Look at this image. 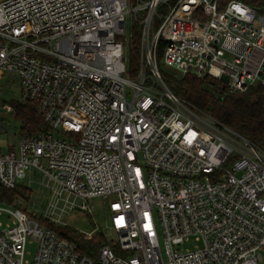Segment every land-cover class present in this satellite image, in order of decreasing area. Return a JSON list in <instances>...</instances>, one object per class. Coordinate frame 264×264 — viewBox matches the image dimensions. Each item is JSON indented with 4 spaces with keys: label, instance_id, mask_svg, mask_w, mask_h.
Instances as JSON below:
<instances>
[{
    "label": "built area",
    "instance_id": "1",
    "mask_svg": "<svg viewBox=\"0 0 264 264\" xmlns=\"http://www.w3.org/2000/svg\"><path fill=\"white\" fill-rule=\"evenodd\" d=\"M262 1L260 12L241 0H0V78L14 74L49 126L0 152V189L35 168L50 193L40 214L0 193V264L264 260V150L179 97L158 64L237 93L264 86ZM71 196L109 199L117 239L95 256L40 220L71 227ZM191 238L201 246L184 249Z\"/></svg>",
    "mask_w": 264,
    "mask_h": 264
},
{
    "label": "trees",
    "instance_id": "2",
    "mask_svg": "<svg viewBox=\"0 0 264 264\" xmlns=\"http://www.w3.org/2000/svg\"><path fill=\"white\" fill-rule=\"evenodd\" d=\"M249 5L262 8V0H241ZM160 22V20H159ZM135 42L138 44L140 30H135ZM135 57L138 55V46L135 48ZM172 90L181 98H184L199 108H202L217 120L225 123L234 130L240 132L259 148L264 150V86L256 85L246 92L237 93L231 91L228 86L220 80L209 75L197 77L193 74L184 76L168 77ZM14 118L21 122V135L35 134L41 130H49L48 124L38 112V105L32 100H21L14 98L10 102ZM3 199L14 203L18 198L28 199L33 196V191L24 185H17L13 189H0ZM42 224L47 225L59 234L71 238L79 250L89 256L93 255L90 245L95 243L100 246L107 242L102 232H98L99 239H85L81 233L68 226L54 223L44 217H40ZM95 250V249H94Z\"/></svg>",
    "mask_w": 264,
    "mask_h": 264
},
{
    "label": "rangeland",
    "instance_id": "3",
    "mask_svg": "<svg viewBox=\"0 0 264 264\" xmlns=\"http://www.w3.org/2000/svg\"><path fill=\"white\" fill-rule=\"evenodd\" d=\"M137 5V2L135 3ZM126 29L128 32L131 31L130 18L126 24ZM129 56L131 53H128ZM159 68L161 73L168 79V77L178 76L176 71L169 65L159 61ZM130 65V64H129ZM169 83V82H168ZM14 98H20V87L18 85L17 78L14 74H5L0 78V152H7L11 144L18 147L21 142L22 135L20 133L21 122L14 118L12 112H9L5 108V103L10 102ZM43 174L40 173L37 169L33 168L26 171V178L21 181V184L29 187L33 191V196L28 199H19L15 208H20L29 213L40 214L43 210L46 209L50 201V193L45 187V181L43 180ZM48 193H47V192ZM76 200L79 206L74 210H70L68 213H65L62 217L63 222L67 225L76 229L79 233L95 231L94 235L91 238L99 239L98 232H102L105 237L110 240H116L117 234L108 231L106 228V222L109 221L110 215L107 207L109 199L103 197H93L89 199L75 198L71 196V200ZM86 203L91 211L81 208V204ZM0 221H3L5 224L8 222V216L5 214L0 216ZM93 238V239H94ZM201 242L196 241L195 238H191L184 246L185 248L194 249L196 245L201 246ZM93 249V255L95 256L99 246L95 243L90 244ZM37 245L31 241V238L28 239L26 250L27 258L32 259ZM95 249V250H94ZM117 254H119L117 248H115ZM258 264H264V260Z\"/></svg>",
    "mask_w": 264,
    "mask_h": 264
},
{
    "label": "water",
    "instance_id": "4",
    "mask_svg": "<svg viewBox=\"0 0 264 264\" xmlns=\"http://www.w3.org/2000/svg\"><path fill=\"white\" fill-rule=\"evenodd\" d=\"M259 11H260V12H262V9H259ZM223 80H226V81H228V77H226V76H225V77H223Z\"/></svg>",
    "mask_w": 264,
    "mask_h": 264
}]
</instances>
